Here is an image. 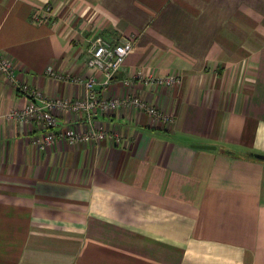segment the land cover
Wrapping results in <instances>:
<instances>
[{
    "label": "crops",
    "instance_id": "1",
    "mask_svg": "<svg viewBox=\"0 0 264 264\" xmlns=\"http://www.w3.org/2000/svg\"><path fill=\"white\" fill-rule=\"evenodd\" d=\"M96 35L135 43L103 96L174 119L57 110L42 148L0 69V264H264V0H0V54L46 97L84 96Z\"/></svg>",
    "mask_w": 264,
    "mask_h": 264
},
{
    "label": "built area",
    "instance_id": "2",
    "mask_svg": "<svg viewBox=\"0 0 264 264\" xmlns=\"http://www.w3.org/2000/svg\"><path fill=\"white\" fill-rule=\"evenodd\" d=\"M44 13H40L37 18H43ZM133 38L125 37L115 43L105 39L101 35H96L89 46L90 56L88 58L89 67L94 68L95 74L85 78L74 77L75 82L84 85L85 94L82 98L68 99L60 97H46L42 91L32 87L28 83L18 81L14 73V61L0 54V69L12 80L17 90L27 99L25 106L13 109L9 115L24 121H34L42 129L43 134L37 135L32 139L34 144L45 148L57 138L56 127L60 120L56 114L57 110H67L72 112H82L88 120L100 111L116 109L120 106L134 105L139 109L146 110L151 116L159 118L166 123L173 121V115L147 104L138 97H105L103 91L108 87L116 73L122 67L127 55L134 48ZM97 73H102L103 78L97 79ZM179 80L178 75H168L162 77H149L146 79L151 84L173 85ZM60 133V132H59ZM63 134V133H62ZM71 142H80L87 140H98L108 135L106 130L88 128L85 131H76L73 128L65 133ZM117 140L120 138L116 134Z\"/></svg>",
    "mask_w": 264,
    "mask_h": 264
},
{
    "label": "water",
    "instance_id": "3",
    "mask_svg": "<svg viewBox=\"0 0 264 264\" xmlns=\"http://www.w3.org/2000/svg\"><path fill=\"white\" fill-rule=\"evenodd\" d=\"M255 156L261 158V159H264V154H261V153H253Z\"/></svg>",
    "mask_w": 264,
    "mask_h": 264
}]
</instances>
